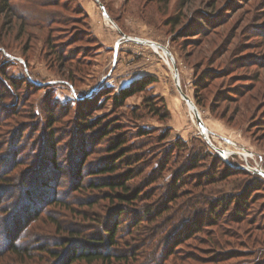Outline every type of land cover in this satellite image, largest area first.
I'll list each match as a JSON object with an SVG mask.
<instances>
[{
	"label": "rangeland",
	"instance_id": "1",
	"mask_svg": "<svg viewBox=\"0 0 264 264\" xmlns=\"http://www.w3.org/2000/svg\"><path fill=\"white\" fill-rule=\"evenodd\" d=\"M195 114L217 146L232 140L264 168V0H0V264H68L97 248L127 258L112 264H264V176L238 157L219 164ZM87 117L123 123L131 157L150 162L143 178L160 177L131 184L152 201L120 206L88 189L110 154L83 132ZM151 205L167 212L152 219ZM104 223L118 224L117 247L93 243Z\"/></svg>",
	"mask_w": 264,
	"mask_h": 264
},
{
	"label": "trees",
	"instance_id": "2",
	"mask_svg": "<svg viewBox=\"0 0 264 264\" xmlns=\"http://www.w3.org/2000/svg\"><path fill=\"white\" fill-rule=\"evenodd\" d=\"M5 3L9 0H4ZM112 20V19H111ZM151 80H143L138 81L134 83L132 86L128 87L127 89L122 90L119 95L115 96V101L117 103L118 107H123L130 97H133L134 95H137L138 93H142L145 89L148 88ZM179 82L181 84V76H179ZM193 105L192 103H190ZM145 107L146 109H151L148 98L145 101ZM96 105V109H97ZM51 117V116H50ZM166 118H168V115L166 114ZM103 119H93L91 117L85 118V122L81 124L83 127V132H89L95 131L96 135H94V142L98 141L100 144L103 142L105 143L106 151L110 154V157L108 158V161L106 162V165L99 168L97 172L90 173V177H96L101 176L100 178L93 180L89 183V188L94 191H100L102 196L101 199L104 201H109L111 203L119 202V205H128V204H134L138 202L139 200L142 201H152V196L148 197L147 195L142 194V190H132V182L136 179L141 180V182H144V185H146V189L148 186L157 183L159 181L160 177L154 175L151 180H145L143 178V175L145 174L146 169L148 168V165L150 162H147L141 155L132 156L133 148L128 145V140L126 137V134H123V123L119 122L118 120L112 121L108 124H106L104 127ZM150 132H147L146 130H140V137L148 136ZM52 140H54L52 138ZM90 154H86V158H88ZM85 158V159H86ZM219 159V160H218ZM217 161L219 164L225 165V162L218 158ZM171 161V160H170ZM169 161V162H170ZM168 162V163H169ZM84 163V162H83ZM82 163V164H83ZM148 164V165H147ZM195 164H198V159H195ZM54 166L57 168L56 163H54ZM164 169H160L162 171ZM81 171H79V174ZM252 175H258V174H252ZM104 176V177H103ZM179 179V178H178ZM178 180H175L173 183L174 188H176ZM82 184V182H81ZM79 186V185H78ZM85 188V186H79V189ZM144 188V189H145ZM173 188V189H174ZM78 189V190H79ZM173 194L175 195V190H173ZM29 197V196H28ZM143 198V199H142ZM178 200L177 195L173 196L172 199L169 201L170 203H174ZM247 198H244L243 196H240L237 198L236 205H237V211H236V217L240 216L242 213V209H244L245 205H247ZM55 204H59L58 200H54ZM97 201L90 204L91 207H95ZM153 203V202H152ZM157 204V203H156ZM153 205L148 207L147 213L150 216L151 214H154L153 218L155 217H161L160 215L167 212L161 211V208L158 210H153ZM189 212H186V216ZM215 213V211L213 212ZM106 223V222H105ZM102 224L104 230L100 231L98 234L93 235V240L97 242L93 243H99V245L105 244L106 247H117L118 240H117V230L119 229L118 224L113 225L112 227L107 226V224ZM105 226L107 228H105ZM109 227V228H108ZM156 239L158 237H162L159 233H156L155 235ZM155 239V240H156ZM66 245V244H65ZM64 245V246H65ZM26 248L24 246H21L20 244H12L11 250L12 253L15 255H18V257L23 256L22 252H24ZM98 250H82L80 252H73V254L70 257V260L68 261V264H71L73 262H86L88 264H93L96 262H102L106 264H112V259L115 260H127L126 256H115L111 255L105 252H102L97 248ZM53 257L57 258L59 256V253H54ZM221 257V254H217L211 259L213 261H218V259Z\"/></svg>",
	"mask_w": 264,
	"mask_h": 264
},
{
	"label": "built area",
	"instance_id": "3",
	"mask_svg": "<svg viewBox=\"0 0 264 264\" xmlns=\"http://www.w3.org/2000/svg\"><path fill=\"white\" fill-rule=\"evenodd\" d=\"M170 60H172V63L175 65V60H174L172 54L170 56V59H168L169 63H170ZM178 85L180 86L179 79H178ZM195 117L198 118L196 116V114H195ZM205 137L207 139V143H208L209 148L211 149V151L213 153L219 155L220 158L224 162H226L228 164H232V162L234 161V159L238 157L240 159V163L238 162V166H240V168H242L243 170H245V171H247V172H249L251 174H258V175L261 174V175L264 176V168L258 162V160L256 158H253V155H251V153L249 154V152L246 151V150H242L241 152L235 151L234 147L236 146L235 148H237V145L232 140H229V139L227 140L226 139L225 140V143H226L227 147L222 148L220 146H217L213 142V140L211 139L210 135L209 136L207 135Z\"/></svg>",
	"mask_w": 264,
	"mask_h": 264
},
{
	"label": "crops",
	"instance_id": "4",
	"mask_svg": "<svg viewBox=\"0 0 264 264\" xmlns=\"http://www.w3.org/2000/svg\"><path fill=\"white\" fill-rule=\"evenodd\" d=\"M104 18H110V16H107V15H105V17ZM110 20H111V18H110ZM110 26H112L113 28H115V29H118V26L115 24V22L114 23H112V20L110 21V22H107ZM130 38H133L134 40V42H136V43H139V44H148V45H150L153 49H154V51L155 52H157V53H164V52H166V53H164V55H163V57L167 60V62H168V59H170V56H171V54L172 53H170L166 48H164V47H162V46H158V44H154L153 42H149L148 43V41L147 40H142V39H140V38H134V37H127V38H125V40H127V41H132V40H130ZM124 39V38H123ZM123 39H121V41L123 40ZM119 42H117V43H119V44H117V45H121L120 44V40H118ZM164 50H166V51H164ZM162 51V52H161ZM173 56V55H172ZM174 75L176 76V78H177V75H176V72H174ZM179 76H180V73H179V75H178V79H179ZM181 93V95H182V92H180ZM184 98V97H183ZM184 100H185V98H184ZM189 101V100H188ZM190 103H192L191 101H189ZM193 104V103H192ZM191 105V104H190ZM200 128H201V132L202 133H205V132H210L208 129H206L205 128V125H204V123H203V126L201 127L200 126Z\"/></svg>",
	"mask_w": 264,
	"mask_h": 264
},
{
	"label": "water",
	"instance_id": "5",
	"mask_svg": "<svg viewBox=\"0 0 264 264\" xmlns=\"http://www.w3.org/2000/svg\"><path fill=\"white\" fill-rule=\"evenodd\" d=\"M102 7H103V10H104L105 15L109 16V14H108V12L106 11L105 7H104V6H102ZM122 35H123L124 39L128 37V36L125 35L124 33H122ZM148 43H149V42H148ZM175 72H176V75L179 74V71H177V69H176ZM182 96H183L185 99H187V100H188V98H189V97H187V95L184 94L183 92H182ZM198 122H199V124H200L201 126H203V122H202V120H201V118H200L199 116H198Z\"/></svg>",
	"mask_w": 264,
	"mask_h": 264
},
{
	"label": "bare ground",
	"instance_id": "6",
	"mask_svg": "<svg viewBox=\"0 0 264 264\" xmlns=\"http://www.w3.org/2000/svg\"><path fill=\"white\" fill-rule=\"evenodd\" d=\"M130 40L133 41L134 39H133V38H130ZM177 80H178V75H177ZM203 134H204L205 136H207V135L209 136V135H210V132H205V133H203Z\"/></svg>",
	"mask_w": 264,
	"mask_h": 264
}]
</instances>
